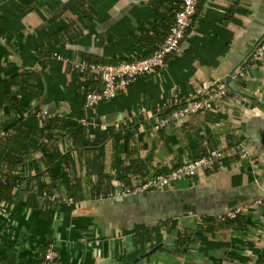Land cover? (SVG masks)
Returning <instances> with one entry per match:
<instances>
[{
	"label": "crops",
	"instance_id": "0c3cea01",
	"mask_svg": "<svg viewBox=\"0 0 264 264\" xmlns=\"http://www.w3.org/2000/svg\"><path fill=\"white\" fill-rule=\"evenodd\" d=\"M177 1L0 0V134L15 133L38 107V114L79 121L86 136L98 140L87 152L72 149L67 135L52 141L34 134L23 172L41 176L20 184L0 215L1 264H42L49 239L58 252L53 264L126 263L141 254L133 264L258 263L264 252V203H256L264 198V65L247 60L264 36V0H201L165 66L94 109L84 95L99 84L63 60L116 63L148 55L162 43ZM25 69L32 71L24 82L28 91L15 87L18 99L11 102L6 80ZM231 72L216 108L153 126L155 115L166 114L194 86L225 81ZM45 143L51 145L48 168ZM239 144L244 156L226 152L220 165L167 189L111 196L156 171ZM98 147L102 174L110 178L105 195L94 188L99 177L86 164ZM68 182H78L82 199L67 201ZM235 208H241L235 219L219 218ZM181 232L189 234L185 247L176 244Z\"/></svg>",
	"mask_w": 264,
	"mask_h": 264
},
{
	"label": "built area",
	"instance_id": "2783aa9c",
	"mask_svg": "<svg viewBox=\"0 0 264 264\" xmlns=\"http://www.w3.org/2000/svg\"><path fill=\"white\" fill-rule=\"evenodd\" d=\"M200 1H181L179 8L174 14V21L164 36L162 43L148 55L116 63L91 62L84 58H63L65 63L76 72L81 75H91L92 79L99 84L98 88H93L85 93V106L89 109H94L101 101L113 98L138 79L154 74L157 70L163 68L167 57L179 49L183 38L193 23ZM53 56L60 58L58 53H53ZM247 63L264 65V36L250 52ZM238 75H242L241 70L238 71ZM227 93L228 86L224 80L202 82L194 86L182 100L176 101L175 106L169 112L162 116L155 115L153 126L156 129L164 128L181 122L191 114L214 109ZM39 116L43 119L46 114L40 113ZM103 129H105L104 126ZM226 152L239 153L240 156H244L246 148L243 144H239L227 150H210L167 171H156L140 180H136L131 185L122 186L111 196L125 197L152 189H167L178 181L188 179L220 165L226 156ZM43 197H47V194L43 193ZM49 198L56 200L54 195ZM67 201L72 202L73 200L72 198H67ZM9 203L0 200V215H6ZM256 203H264V198L257 200ZM240 211L241 208H235L227 211L222 216L220 215L219 218H234ZM57 256L58 252L55 244L52 242L48 243L42 264H53Z\"/></svg>",
	"mask_w": 264,
	"mask_h": 264
},
{
	"label": "trees",
	"instance_id": "16d2710c",
	"mask_svg": "<svg viewBox=\"0 0 264 264\" xmlns=\"http://www.w3.org/2000/svg\"><path fill=\"white\" fill-rule=\"evenodd\" d=\"M182 0H178L175 2V4L171 7L172 8V22L169 24L166 33L169 31L173 21H174V14L176 10L179 8V5ZM68 28V26H67ZM55 37V40L61 39L60 33H55L53 35ZM164 39V38H163ZM163 41V40H162ZM86 59V58H85ZM91 62H96L90 59H86ZM119 62V61H118ZM32 74V71L29 69H25L23 71V74H21L20 77L12 76L9 77L6 82V92L7 97L10 99L11 102H15L18 98L17 92H12V90L15 87H18L20 92L26 93L27 88L24 85L28 77ZM25 82V83H24ZM99 86L96 85L95 88H98ZM92 90V89H91ZM90 91V90H87ZM11 93L15 96L13 99L11 98ZM38 92L34 94H38ZM17 104V103H15ZM169 112L166 111L165 113ZM38 107H35L34 110H32L31 114H29V120L24 121L22 123H19L18 126L14 127V132L11 134H0V200L10 202L15 197L14 190L19 189L20 184L26 182V184L29 182L32 178H37L41 176V173H37L36 175L30 177V176H24L23 172V166L26 163V159L28 158L27 151H28V145L33 144L32 140L34 139V134L38 131L41 132V135L43 133L49 135L50 139L54 141L57 139L58 134H64L67 135L71 145L72 149L74 150H95V144L98 140H90L88 136H86V127L82 125L77 120H71L66 117L62 116H46L45 118L41 119L39 116ZM41 125V126H40ZM38 134V133H36ZM35 134V135H36ZM45 136V137H46ZM104 137H102L103 139ZM100 141H103V140ZM44 151V155L46 158L47 168L49 165H52L51 163V155L49 152L51 145L48 143L41 145ZM98 152H96L95 156L93 157L92 161L88 160L86 161L87 167L91 171L94 170L98 174V181L94 184V188L101 192L102 194H107L110 190V178L108 176H104L102 174V150L98 147ZM58 157L64 159L62 155L58 153ZM161 171H167V170H161ZM60 177L63 178L62 182L64 181V176L60 175ZM78 182L70 184L67 183V195L69 198H72L73 200L82 199L83 196L78 194ZM51 191L47 187V192ZM238 215V214H237ZM236 215V217H237ZM234 218H223V220L228 219H235ZM190 241L189 234L186 232H181L176 240L177 246H186L188 242ZM51 243V240L47 242ZM47 245L42 253V258L40 262H43V258L47 249ZM257 264H264V252L262 256L259 258Z\"/></svg>",
	"mask_w": 264,
	"mask_h": 264
},
{
	"label": "water",
	"instance_id": "95a60500",
	"mask_svg": "<svg viewBox=\"0 0 264 264\" xmlns=\"http://www.w3.org/2000/svg\"><path fill=\"white\" fill-rule=\"evenodd\" d=\"M231 74H232V72L230 73V75L226 76V78H225V82H226V84H227L228 87H229V82H230V79H231ZM143 257H144V255L141 254V255H139L138 258H136L135 260L130 261V262H126V263L119 262V261H115V260L110 259V258H105V259L102 261L101 264H133V263L137 262L140 258H143Z\"/></svg>",
	"mask_w": 264,
	"mask_h": 264
}]
</instances>
